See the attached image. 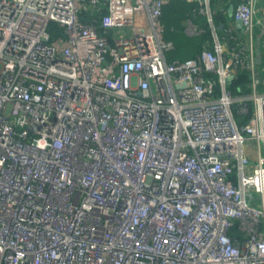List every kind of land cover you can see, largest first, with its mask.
I'll list each match as a JSON object with an SVG mask.
<instances>
[{"label": "built area", "instance_id": "1", "mask_svg": "<svg viewBox=\"0 0 264 264\" xmlns=\"http://www.w3.org/2000/svg\"><path fill=\"white\" fill-rule=\"evenodd\" d=\"M168 1L0 0V264H264V0Z\"/></svg>", "mask_w": 264, "mask_h": 264}, {"label": "trees", "instance_id": "2", "mask_svg": "<svg viewBox=\"0 0 264 264\" xmlns=\"http://www.w3.org/2000/svg\"><path fill=\"white\" fill-rule=\"evenodd\" d=\"M236 2L237 0H235V3ZM198 8L199 5L197 3L188 0H169L164 5L160 16V23L163 27V39L173 44V48L165 53L168 63L178 60L186 61L188 59H193L208 46L211 33L207 29L209 26L206 18L202 14L194 17L195 9ZM228 15L229 13L224 10L219 11L215 16L216 23L226 22ZM193 17L195 23L206 28L207 31L205 33L196 36L187 34L186 21ZM51 30L54 36L62 35L63 33L62 30L58 29L57 26L53 24L51 25ZM239 80L240 82L246 83V76L244 74L241 75Z\"/></svg>", "mask_w": 264, "mask_h": 264}, {"label": "water", "instance_id": "3", "mask_svg": "<svg viewBox=\"0 0 264 264\" xmlns=\"http://www.w3.org/2000/svg\"><path fill=\"white\" fill-rule=\"evenodd\" d=\"M233 10H234V7H233V6H230V7H229V10H228L230 16H232V14H233ZM223 26H224L223 24H220L219 27H218V29L221 31V30L223 29ZM237 27H238L239 29L242 27V26H241V22L237 21Z\"/></svg>", "mask_w": 264, "mask_h": 264}]
</instances>
